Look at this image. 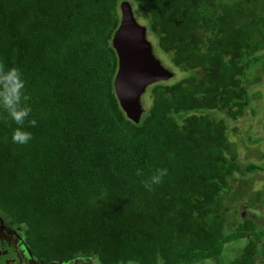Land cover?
I'll list each match as a JSON object with an SVG mask.
<instances>
[{
	"label": "trees",
	"instance_id": "obj_1",
	"mask_svg": "<svg viewBox=\"0 0 264 264\" xmlns=\"http://www.w3.org/2000/svg\"><path fill=\"white\" fill-rule=\"evenodd\" d=\"M120 1L0 0V62L21 69L37 121L19 145L16 125L0 118V216L31 233L44 258L193 264L244 239L231 264H254L257 253L264 264V227L227 214L237 192L226 200L228 181L241 167L224 120L245 113L260 82L264 0H127L187 72L147 86L136 124L112 87ZM157 168L167 175L148 191L142 181Z\"/></svg>",
	"mask_w": 264,
	"mask_h": 264
},
{
	"label": "rangeland",
	"instance_id": "obj_2",
	"mask_svg": "<svg viewBox=\"0 0 264 264\" xmlns=\"http://www.w3.org/2000/svg\"><path fill=\"white\" fill-rule=\"evenodd\" d=\"M133 14H135L134 17L136 21L145 26V22L139 18L136 12ZM146 38L151 43L153 55L165 68L172 72L170 78L160 81L164 83H172L187 74L186 71L180 70L178 66H175L173 63H171L169 57L157 48L155 39L148 30H146ZM260 72V82L248 88V90L252 93V99L250 100L249 106L245 107V113L241 117L237 118L235 121L225 119L224 114L217 109L209 110L208 114L215 118H224L225 125L228 130V137L235 145L237 161L241 167V172H233L232 177L228 181L229 190L226 193L232 190V188L234 189L233 191L237 192L234 199L227 204L230 206L227 214L232 215L233 213L235 215L237 213V217H233L237 219L236 222L243 218H248L254 221L258 227H264V158L261 156V154L264 153V64ZM246 74L247 78L251 76L249 72ZM147 95H149V91L145 89L140 97L143 109L141 117L145 114L146 109L150 104V100L146 99ZM251 106L255 107L254 113L250 112L249 107ZM248 136L250 137L249 140L247 139ZM247 162H252L258 168L251 169L249 171L243 170ZM255 191H260V196L258 198H254ZM230 194L232 193L229 192L226 194V197H228V199H226L227 201L230 200ZM228 217L230 216L228 215ZM224 228V231H229L232 227L224 226ZM4 233V225L1 223L0 235H3ZM243 240L244 239H240V241H231L226 243L223 246V250L218 261L215 259H208L193 264H231L233 258L240 255L241 248L245 242ZM261 245H264V239L258 242V247H262ZM21 247L24 248L22 262H25L26 264L30 259H32L33 256L28 252L29 249L26 248L23 242ZM254 255L256 259L254 264H261L260 258L263 257V253H257ZM77 259H83L84 261L88 262L93 261L96 264H99L97 257L93 254L88 256L76 254L71 257V260L77 261ZM117 264L137 263L134 261H128L125 263L119 262ZM162 264L164 263L162 262Z\"/></svg>",
	"mask_w": 264,
	"mask_h": 264
},
{
	"label": "water",
	"instance_id": "obj_3",
	"mask_svg": "<svg viewBox=\"0 0 264 264\" xmlns=\"http://www.w3.org/2000/svg\"><path fill=\"white\" fill-rule=\"evenodd\" d=\"M110 44L116 55L113 93L125 117L136 124L143 110L142 93L150 84L170 78L172 72L153 55L146 26L136 21L127 0L118 3V24Z\"/></svg>",
	"mask_w": 264,
	"mask_h": 264
},
{
	"label": "clouds",
	"instance_id": "obj_4",
	"mask_svg": "<svg viewBox=\"0 0 264 264\" xmlns=\"http://www.w3.org/2000/svg\"><path fill=\"white\" fill-rule=\"evenodd\" d=\"M30 100L21 69L0 62V118H5L6 114V120L16 125L11 134L12 142L15 144L26 145L33 139V134L26 130L27 127H35L37 124L36 119H30L32 115ZM136 174L142 176L143 172L138 169ZM166 175V168H157L147 180L142 181V184L145 189L152 191L154 185L163 183Z\"/></svg>",
	"mask_w": 264,
	"mask_h": 264
},
{
	"label": "flooded vegetation",
	"instance_id": "obj_5",
	"mask_svg": "<svg viewBox=\"0 0 264 264\" xmlns=\"http://www.w3.org/2000/svg\"><path fill=\"white\" fill-rule=\"evenodd\" d=\"M1 223L4 225L5 233L0 235V264H25L22 262L24 251V248L21 247L22 242L33 256L26 264H96L93 261L88 262L83 259L71 260V257L68 259L44 258L42 254L35 253L31 241L33 236L31 233H27L23 226L9 224L0 216V225ZM98 263L102 264L99 260Z\"/></svg>",
	"mask_w": 264,
	"mask_h": 264
}]
</instances>
